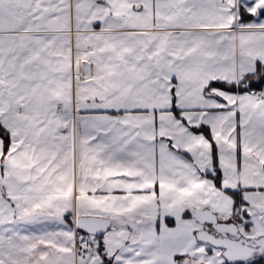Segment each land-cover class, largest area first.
I'll use <instances>...</instances> for the list:
<instances>
[{"label": "snow or ice", "instance_id": "obj_1", "mask_svg": "<svg viewBox=\"0 0 264 264\" xmlns=\"http://www.w3.org/2000/svg\"><path fill=\"white\" fill-rule=\"evenodd\" d=\"M0 264H264V0H0Z\"/></svg>", "mask_w": 264, "mask_h": 264}]
</instances>
